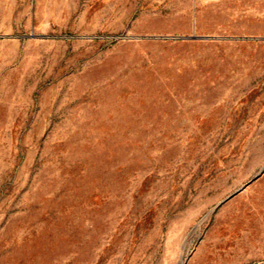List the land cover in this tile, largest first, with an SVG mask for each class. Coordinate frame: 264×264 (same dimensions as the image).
<instances>
[{
    "label": "rangeland",
    "instance_id": "obj_1",
    "mask_svg": "<svg viewBox=\"0 0 264 264\" xmlns=\"http://www.w3.org/2000/svg\"><path fill=\"white\" fill-rule=\"evenodd\" d=\"M0 264H264V0H0Z\"/></svg>",
    "mask_w": 264,
    "mask_h": 264
},
{
    "label": "water",
    "instance_id": "obj_2",
    "mask_svg": "<svg viewBox=\"0 0 264 264\" xmlns=\"http://www.w3.org/2000/svg\"><path fill=\"white\" fill-rule=\"evenodd\" d=\"M37 36H42V37H44V36H46V35H37Z\"/></svg>",
    "mask_w": 264,
    "mask_h": 264
}]
</instances>
